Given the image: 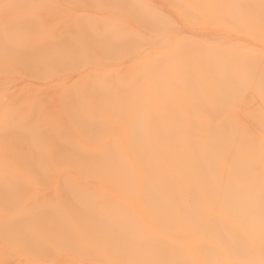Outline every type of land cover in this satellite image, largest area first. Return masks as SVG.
Masks as SVG:
<instances>
[{"label":"bare ground","instance_id":"bare-ground-1","mask_svg":"<svg viewBox=\"0 0 264 264\" xmlns=\"http://www.w3.org/2000/svg\"><path fill=\"white\" fill-rule=\"evenodd\" d=\"M63 1L0 0L1 74L87 68L0 104V264H264V0Z\"/></svg>","mask_w":264,"mask_h":264},{"label":"rangeland","instance_id":"rangeland-1","mask_svg":"<svg viewBox=\"0 0 264 264\" xmlns=\"http://www.w3.org/2000/svg\"><path fill=\"white\" fill-rule=\"evenodd\" d=\"M18 0H15V2H17ZM58 3L60 4L61 7H64V1L63 0H57ZM154 5L156 6H165L164 4V0H150ZM5 2V1H1ZM41 6H46L47 4V0H40V2L38 3ZM170 11V10H169ZM77 12H80V8L79 10H77ZM92 13L94 14H98V10L96 9H92L91 10ZM170 14H173V12H170ZM99 15V14H98ZM179 30L178 33H184L185 30H187L186 28H180L179 25ZM201 30V29H200ZM203 31V29L201 30ZM213 33H217V34H221L223 36L226 37V39H230L232 40H236V41H241V40H245L244 36H241L240 34H237V32H233V33H228V32H224V30H222L219 25H216L212 31ZM141 33L143 35L152 36V33L149 29L143 28L141 29ZM190 33V32H189ZM51 40H47V43H50ZM253 45H255L258 48L264 49L263 44L260 42H252ZM160 49L161 45L158 44L157 42L155 44H149L146 46H143V48L141 49L142 52L147 51L149 49ZM125 61H123V64H128L129 61H127L128 58H124ZM122 61V60H121ZM87 70V68L85 66L79 67V68H62L61 70L54 72L51 76L45 78V79H40V78H36L33 76H30L29 73L24 71L21 72H14V73H0V104L1 103H5L8 102L9 100H11L12 95L17 93L18 91H26V92H34L35 90L39 89V88H44L45 90H47V92L49 93V95L51 97H53L54 99L58 100L61 98L60 94L58 93V88L61 85L70 87L75 80L81 75L83 74L85 71ZM11 95V97H8L9 95ZM6 95H8L6 97ZM2 96V97H1ZM5 96V97H4ZM50 97V98H51ZM260 135V134H258ZM242 138V137H241ZM60 147H64L63 143H60ZM252 187L251 189H255V187ZM238 188H228L227 193H229L230 195H235L236 193L238 194L239 192L237 191ZM57 253L53 250H44L41 254V260L45 261V260H55L57 259Z\"/></svg>","mask_w":264,"mask_h":264}]
</instances>
